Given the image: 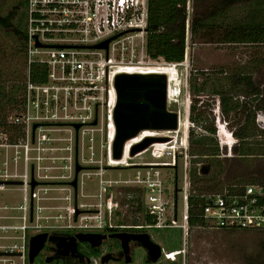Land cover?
<instances>
[{
	"label": "built area",
	"instance_id": "built-area-1",
	"mask_svg": "<svg viewBox=\"0 0 264 264\" xmlns=\"http://www.w3.org/2000/svg\"><path fill=\"white\" fill-rule=\"evenodd\" d=\"M148 19L149 0H27L28 71L23 86V106L9 118L19 138L17 142L0 144V147L15 151L12 158L14 172L4 174L0 170V183L21 182L18 187L23 192V199L15 207L0 206L1 211L19 213L18 216L3 215L0 219L20 221L15 225H0V254H4L0 255V264H29L30 239L50 231L176 228L182 231L183 248L162 256L172 264H188L187 242L194 229L264 231V186L238 184L213 194L194 191L190 170L194 159L191 137L195 125L189 120L190 104H187V118L179 120L177 131H142L138 135L156 133L154 138L168 139L154 143L136 155L147 153L152 162L125 163L124 166L112 163L131 158L133 147L142 141L133 143L138 136L127 141L122 158L116 161L117 76L164 74L161 70L155 72L163 64L145 60L147 45L144 42L141 46L140 42L137 44L138 38H144L142 30L148 29ZM108 40L107 49L94 48ZM137 52L142 60L136 58ZM187 60L165 66L176 71L179 67L187 69ZM35 66L41 67V75L45 72L44 82L33 80L32 68ZM169 97L168 88V102ZM58 151H66L68 155L49 159L62 162L63 175L60 177L68 180L75 194L83 191L85 178L91 176L99 178L100 190L106 194L107 187L115 183L102 179L106 167L134 168L135 174L124 182L127 189H131L128 196L135 199L137 209H144V217L150 218L151 222L143 220L119 227L112 221L117 210L112 195H109L104 203L109 220L99 218L98 214H85L90 211L86 210V205L75 204L73 199L67 198L73 203V208H65L67 214L46 218L56 219L62 225L41 224L42 216L36 218V214L46 210L41 202L50 198L42 194L49 190L43 184V178L36 175V169H32V161L41 163L46 159L41 156L42 152ZM33 152L38 156H32ZM20 163L24 164L22 171L18 169ZM77 166L82 168L78 174ZM164 170L175 171L172 189L166 186L168 178L164 177ZM179 174L182 176L180 182ZM75 179L78 180L77 189L72 186ZM33 182L37 184L35 188H32ZM5 189L7 186L0 184V190ZM192 220L198 222L195 227L191 225ZM160 263L161 260L155 264ZM92 264L103 263L100 258Z\"/></svg>",
	"mask_w": 264,
	"mask_h": 264
},
{
	"label": "rangeland",
	"instance_id": "rangeland-1",
	"mask_svg": "<svg viewBox=\"0 0 264 264\" xmlns=\"http://www.w3.org/2000/svg\"><path fill=\"white\" fill-rule=\"evenodd\" d=\"M258 1L249 0L241 4L238 0H188L187 11L190 15L193 14V17L208 19L211 15H215L218 18L214 20L216 26H209L207 31L201 36L192 40L189 33L187 34L188 44L185 58L188 59L189 66L187 69L180 67L179 80L177 71L167 68L165 66L167 62L163 59H152L149 55L144 57L151 64H163L159 65L158 69L168 72L170 96L168 109L179 114L180 122L183 119L186 120L187 104H190L189 120L195 125V130L192 132L191 137V153L196 154L197 150L202 149L211 151L216 144L220 149V156L217 159L205 156L195 159L197 162H201L202 165L211 167L210 173L206 175L208 179L197 183L198 188H207L204 191L210 194L221 192L230 184L249 185L251 182L241 183V180L247 179L248 181L251 175L264 171V157L240 158L235 153L238 145H235L233 150L227 148L221 150L216 137L219 114L222 122L227 124L229 130L239 133L248 128V116L253 115L252 113L256 111L255 106L257 104L251 103L253 97L246 96L242 86L233 84V81L236 80L235 77L231 80L228 78L235 76L238 69H244L252 73L253 80L254 78L264 80V45L224 43L223 35L226 30L225 26L227 27L229 24L242 22L247 19L249 12L252 10L251 6ZM14 9H16L17 14L13 21V26L25 33L27 26V0H0V16H6ZM143 35L144 38L136 40L137 44L140 42V46L143 45V42L147 45L148 33L146 30H142L141 36ZM139 53L137 52L136 58L142 60L143 58H141ZM27 71L25 43L12 30L0 28V87L10 96L15 95L18 98H23V86L27 78ZM179 88L182 89L181 95H179ZM226 92H229L233 97L234 103L240 102L241 105L237 112L223 113L221 103L224 97L223 94ZM243 105L247 106V108L244 109ZM4 110L9 120V117L14 113V108L6 107ZM244 110L246 111L244 112ZM255 126L260 131L256 121ZM249 127L251 128V133L258 132L255 128L253 129L252 124ZM210 129L215 130V136L210 133ZM156 135V133L148 132L141 134L142 141H140L142 143L146 138ZM7 143H11L10 134L5 129H0V144ZM59 144L63 145L64 143ZM14 153V150L0 147V170L2 173L14 172L15 166L12 161ZM67 155L68 152L66 151L42 152L41 156L46 157L45 161L41 163L32 161V169H36V175L43 178V184L49 190L47 194H42L43 197L50 198V200L41 202V206L45 207L46 210L39 215L36 214V218L37 216H42V219H40L41 224L62 225L61 222L57 223L56 219L47 220L46 218L67 214L65 208H73V203L70 202V199H73L75 204L78 201V204L86 205V210L90 209V211L85 214L92 216L98 214L99 218L109 220L108 209L104 207V203L110 197L109 195H112L113 206L117 210L114 212L112 220L115 224L131 225L143 221L144 209H137L135 199L129 198L128 191H126L127 187L124 183L135 174L134 168L106 167V172L102 179L115 182L112 186L107 187L106 194L100 190L99 178L95 176H91L88 179L85 178L86 182L82 188L83 191L75 194L74 192L72 193L73 190L68 180L66 181V179L60 177L63 175L60 170L62 162L49 159L51 156L61 157ZM32 156H38V153L33 152ZM212 160L213 164L218 162L223 173L218 172L220 168L218 164L214 167L210 164ZM152 161L153 159L150 155L145 153L131 158L125 157L124 162L112 163L123 164L121 166H124L125 163L135 165ZM5 163H8V165ZM192 163L195 166L194 161ZM47 167L50 169L48 170ZM18 169L22 171L24 164L20 163ZM163 174L165 178H168L166 186L172 189L175 184V171L164 170ZM178 178L180 182L182 176L179 174ZM22 199L23 192L18 186H7V189L0 190V206L15 207L22 203ZM180 210L181 206L179 205ZM7 214L18 216L19 213L0 210V216ZM35 220L38 221L37 219ZM19 223V220L0 219V225H15ZM147 232L152 240L162 248L163 253L183 248V234L179 229H152L147 230ZM0 235H2L1 232ZM187 244H189L188 264H264V231L229 232L194 229ZM93 257L96 258L98 255ZM100 258L101 256L98 259ZM145 260V251L141 248H136L133 264H147V260L146 262ZM161 264L172 263L162 259Z\"/></svg>",
	"mask_w": 264,
	"mask_h": 264
},
{
	"label": "trees",
	"instance_id": "trees-1",
	"mask_svg": "<svg viewBox=\"0 0 264 264\" xmlns=\"http://www.w3.org/2000/svg\"><path fill=\"white\" fill-rule=\"evenodd\" d=\"M241 4L244 1L238 0ZM252 1V0H251ZM246 2V3H247ZM188 0H149V19L147 29V52L152 59H163L167 63H182L185 61L186 49L188 44L187 34L191 36V39H195L205 33L209 26L215 27L214 21L218 16L211 15L209 18L203 19L192 16L187 11ZM252 10L249 12L247 19L242 22H235L229 24L224 31L223 41L229 44H243V45H264V0L255 2L251 6ZM16 17V10L14 9L6 16H0V28L4 30H12L15 35L20 37L27 47V36L24 32L20 31L17 27L13 26V21ZM221 25V24H218ZM224 27V26H223ZM32 77L36 82H44L45 72L41 75V67L35 66L32 68ZM235 79L233 84L242 86L246 96L253 97L251 103H256L255 113L248 116V128L235 133L236 137L240 140V146L235 150V153L240 158L248 157H264V131L258 130L255 126V115L258 111L264 112V92L259 90L253 83V75L251 72L244 69H238L235 76H231L228 79ZM193 85V84H192ZM21 89V88H20ZM23 91V90H22ZM222 109L224 114H230L237 112L240 108V102L234 103L233 97L229 92L223 94ZM23 106V98L17 96H10L0 87V129L6 130L10 134V141L17 142L19 136L17 129L9 123L8 116L5 115V108L12 107L14 112L21 110ZM247 108V106H242ZM246 110H244L245 112ZM12 114V113H11ZM10 114V115H11ZM11 117V116H10ZM9 117V118H10ZM252 124L253 129L258 130L257 133H251ZM210 133L215 136V130L210 129ZM204 145V144H203ZM202 145V147H203ZM220 149L218 145L214 146L211 151L197 150L196 154L192 153L194 157V165L192 163L190 174L195 192L203 193L207 188H198V181H204L208 179V176L201 175V168L199 165L202 163L197 162L200 157H212L217 159L220 156ZM192 161V162H193ZM213 167L216 164L210 163ZM218 166H220L218 164ZM221 171V166L218 170ZM264 181V177L260 180H241V183L251 182V184H260ZM200 184V183H199ZM204 184V183H201ZM230 184L229 186H231ZM233 186V185H232ZM198 189V190H197ZM131 189H126L130 191ZM207 193V192H206ZM141 208L139 207L138 210ZM145 222H151V219L144 217ZM196 220L191 221L192 227L197 225ZM97 255V254H96Z\"/></svg>",
	"mask_w": 264,
	"mask_h": 264
},
{
	"label": "water",
	"instance_id": "water-1",
	"mask_svg": "<svg viewBox=\"0 0 264 264\" xmlns=\"http://www.w3.org/2000/svg\"><path fill=\"white\" fill-rule=\"evenodd\" d=\"M110 40L96 45L95 49H107ZM40 46V45H38ZM115 86L118 94V103L115 110L116 124V140L114 143V158L121 159L123 156L124 145L127 141L138 136L142 131H177L179 128V114L171 112L168 109V88L169 79L165 74H150V75H118L115 81ZM80 126H76L78 130ZM166 138H146L142 143L137 144L131 151V156L145 151L150 145L158 142H167ZM81 167L77 166L76 173L81 171ZM209 165L201 166V175L206 176L210 173ZM6 186H19L21 182H1ZM36 182L32 183V188H35ZM74 189L78 188V180L72 182ZM79 213H77L78 215ZM81 241L92 243V249L96 252L100 251L102 240L107 237L104 235L79 234ZM74 237V238H76ZM110 238L119 237L117 235L109 236ZM73 238V239H74ZM140 246L148 251L147 264H155L159 261L162 253L161 247L156 244L150 235L143 234L139 236ZM48 239L61 248L59 239L54 236L49 237L48 233L33 236L29 243V264H33L35 258L42 250ZM73 251L76 250L74 243ZM68 252L65 254L67 255ZM4 255V254H0ZM74 256V254H73ZM80 263L84 264V257L79 256ZM110 260L120 262L121 257L113 258L111 255H106L102 258V263L106 264ZM126 264L132 263L131 257H126Z\"/></svg>",
	"mask_w": 264,
	"mask_h": 264
},
{
	"label": "flooded vegetation",
	"instance_id": "flooded-vegetation-1",
	"mask_svg": "<svg viewBox=\"0 0 264 264\" xmlns=\"http://www.w3.org/2000/svg\"><path fill=\"white\" fill-rule=\"evenodd\" d=\"M253 83L259 90L264 92V80H261L260 78L259 79L254 78ZM255 121L258 127L260 128V130L264 131L263 111H258L256 113ZM217 125H216L217 126L216 137L219 141L221 150L224 148L233 150V148H235V145L240 146V140L236 137L233 131L228 129L227 124L222 122L220 114L218 116ZM261 177H264L263 170L259 174L251 175L248 181L260 180ZM245 181H247V179H245ZM257 185L264 186V181L260 184L257 183ZM76 203L78 204V201ZM122 225L124 226L125 224H118L119 227ZM47 233H49V237L54 236L55 238L59 239L58 241L61 244V248H59L56 244H54L48 239V241L44 244L38 256L35 258L33 264H82L80 263L79 256L84 257L85 259L84 264H92L93 260L98 259L100 256L102 261V258L106 255H111L113 258H118V257L122 258L120 262L110 260L106 264H126L125 259L128 256L131 257L132 259V263L130 264H133L134 251L136 248H141L145 251L146 260L148 256L147 255L148 251L142 246H140L139 236L143 234L149 235L147 231H143V230L138 231L128 228H116L109 230L108 228H105L103 230H80V231L65 230V231H50ZM79 234H90V235L99 234V235H104L107 238L102 240V243L100 245V251L96 252L92 249L91 242L81 241L78 237H76ZM112 235H117L119 237L110 238L109 236ZM74 243L76 245V250L73 251L72 247H74ZM67 252L68 254L65 255ZM96 254L98 255V257L94 258L93 256H96ZM162 256H163V251L161 253V257L159 260H162Z\"/></svg>",
	"mask_w": 264,
	"mask_h": 264
},
{
	"label": "bare ground",
	"instance_id": "bare-ground-1",
	"mask_svg": "<svg viewBox=\"0 0 264 264\" xmlns=\"http://www.w3.org/2000/svg\"><path fill=\"white\" fill-rule=\"evenodd\" d=\"M159 71H160V69L156 70L155 72H159ZM160 72H162V73H164V74H166L168 76V72L167 71H162L161 70ZM146 131H149V130H146ZM140 140H141V135L138 136V138L134 142H138ZM112 159L115 160L114 158H112ZM116 161H119V159H117Z\"/></svg>",
	"mask_w": 264,
	"mask_h": 264
},
{
	"label": "clouds",
	"instance_id": "clouds-1",
	"mask_svg": "<svg viewBox=\"0 0 264 264\" xmlns=\"http://www.w3.org/2000/svg\"><path fill=\"white\" fill-rule=\"evenodd\" d=\"M179 69H181V68L179 67L178 70H177V73H178V80H179V77H180Z\"/></svg>",
	"mask_w": 264,
	"mask_h": 264
}]
</instances>
